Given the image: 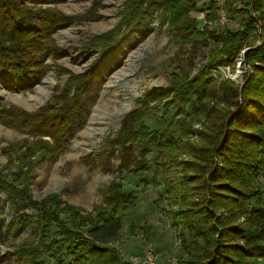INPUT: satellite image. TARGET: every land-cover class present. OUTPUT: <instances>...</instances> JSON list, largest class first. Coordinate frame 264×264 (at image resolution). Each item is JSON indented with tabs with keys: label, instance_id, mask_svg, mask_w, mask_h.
<instances>
[{
	"label": "rangeland",
	"instance_id": "374dc122",
	"mask_svg": "<svg viewBox=\"0 0 264 264\" xmlns=\"http://www.w3.org/2000/svg\"><path fill=\"white\" fill-rule=\"evenodd\" d=\"M130 1L22 0L32 10L48 8L71 20L54 27L44 39L43 56L36 57L40 58L44 71L38 82L17 91L8 89L0 80V108L7 113L33 114L50 104L58 108L63 98L74 92L77 76L93 71L100 49L95 38L114 32L118 47L95 71L94 74H100L98 80L91 85L90 92L83 94L88 112L56 158L41 160L42 148H46L47 142L52 143L49 137L10 127L0 118V171L8 176L7 180L18 178L20 182L10 186L16 194L19 188H24L32 201L18 210L13 202L17 198L10 203L8 192L0 189V264H36L40 259L55 262L54 256H58L68 240L74 234L84 233L97 219L103 209V198L112 185L135 196L134 205L124 210L118 240L110 245L118 254L117 264H131L132 256L148 250L156 254L155 264H170V257L183 264L186 258L182 239L189 232L180 224L178 205L169 198L166 188L183 172L179 161L186 160L187 153L176 151L178 162L166 170L160 166L164 160L156 145L160 136L172 133L177 137L181 126L190 130L185 131L184 141L207 145L197 132L205 130V124L214 132V125L205 114H195L193 108L197 106L201 111L204 105L213 106L215 102L205 99L200 105L194 96L190 102L184 101L164 89L175 88L189 76L197 75L214 44L201 46L190 64L189 46L173 38L174 30L165 20L167 12L163 9L150 8L145 19L134 28L123 23L122 12L131 5ZM214 1L220 9L213 21H206L204 10L210 0H195L198 10L191 15L196 27L206 25L215 32L224 27L236 29L239 17L234 15L230 19L224 0ZM232 1L239 7L240 0ZM256 27L260 30L258 23ZM244 52L245 49L241 50L232 63L211 70L214 86L221 81L241 85L245 78L242 68L247 64ZM68 81L73 83L70 90ZM158 89L161 93L157 96L146 97L148 90ZM217 108L225 107L217 104ZM132 111L157 136L142 130L139 135L143 138L131 140L128 149L123 150L117 144L113 147L124 116ZM7 118L5 115L4 119ZM142 147L144 153L140 154ZM258 180L259 188L264 190V173Z\"/></svg>",
	"mask_w": 264,
	"mask_h": 264
},
{
	"label": "trees",
	"instance_id": "16d2710c",
	"mask_svg": "<svg viewBox=\"0 0 264 264\" xmlns=\"http://www.w3.org/2000/svg\"><path fill=\"white\" fill-rule=\"evenodd\" d=\"M224 2L228 17H239L236 29L224 27L215 32L206 25L198 29L191 15L198 10L195 0H131V5L122 12L123 23L134 28L145 19L150 8L156 6L166 11L165 20L168 19L174 30L173 38L189 46L190 64L201 46L214 44L197 75L189 76L175 88L164 89L183 97L184 101L190 102L194 96L200 105L205 99L215 102L213 106L204 105L201 111L197 106L193 108L195 114H205L214 125V132L209 131L208 124L205 130L197 132L207 145L184 141L185 131L190 130L182 126L177 137L172 133L160 136L156 145L164 160L160 166L166 170L176 163V151L187 153L186 160L179 161L183 172L168 190L166 188L169 198L178 205L180 224L189 232L187 238L182 239L186 253L183 264H257V260L264 258V190L259 188L258 180L264 173V0H240L239 7L232 0ZM32 9L22 0H0V80L8 89L22 91L39 81L44 72L40 64L46 49L44 39L54 27L71 20L48 8ZM219 9L218 2L210 0L204 10L205 20L213 21ZM256 23L260 30L255 28ZM114 36L111 32L95 38L100 49L93 71L77 76L74 92L64 97L58 108L50 104L33 114L19 112L15 115L0 108L4 124L52 140L42 148L41 160L56 158L64 150L73 129L85 118L88 105L83 94L90 92L91 85L98 80L100 74L94 73L102 66L104 58L118 47ZM257 39L259 43L254 44ZM244 49L245 65L249 67L241 85L221 81L214 86L211 70L232 63ZM37 56L40 58L36 60ZM72 86L68 81V90ZM159 90H148L146 97L157 96L161 93ZM217 104L225 108L218 109ZM5 115L9 118L4 119ZM142 130L157 136L135 111L126 114L113 139V147L117 144L123 150L128 149L131 140L143 138L139 135ZM157 140L152 141L153 144ZM141 153H144L143 147ZM5 178L8 176L0 171V189L8 192L10 203L15 197L16 209L28 206L32 201L26 190L19 188L16 194L10 186L20 182L19 179ZM134 198L133 194L114 185L108 187L103 209L84 233L74 234L58 256H54L55 262L45 263L40 259L35 263L117 264L118 254L110 245L118 240L124 210L134 205ZM18 203L21 206H17ZM43 214L47 215L45 211Z\"/></svg>",
	"mask_w": 264,
	"mask_h": 264
},
{
	"label": "built area",
	"instance_id": "2783aa9c",
	"mask_svg": "<svg viewBox=\"0 0 264 264\" xmlns=\"http://www.w3.org/2000/svg\"><path fill=\"white\" fill-rule=\"evenodd\" d=\"M256 43H259V42H256ZM248 67H249L248 65L244 64L242 68L243 73L246 72ZM156 257L157 256L153 251L148 250L142 255L132 256L129 261L131 264H155ZM169 262L170 264H179L178 260L175 257H170Z\"/></svg>",
	"mask_w": 264,
	"mask_h": 264
},
{
	"label": "crops",
	"instance_id": "0c3cea01",
	"mask_svg": "<svg viewBox=\"0 0 264 264\" xmlns=\"http://www.w3.org/2000/svg\"><path fill=\"white\" fill-rule=\"evenodd\" d=\"M263 262H264V258L258 260V261H257V264H264Z\"/></svg>",
	"mask_w": 264,
	"mask_h": 264
}]
</instances>
